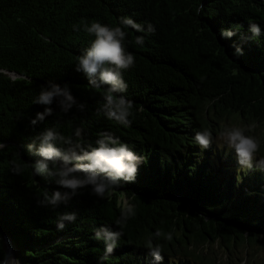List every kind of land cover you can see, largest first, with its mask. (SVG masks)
<instances>
[{
	"label": "trees",
	"instance_id": "trees-1",
	"mask_svg": "<svg viewBox=\"0 0 264 264\" xmlns=\"http://www.w3.org/2000/svg\"><path fill=\"white\" fill-rule=\"evenodd\" d=\"M121 18L145 29H125L135 57L123 73L134 105L128 127L106 118L105 89L75 71L94 39L83 25L123 27ZM253 23L261 35L250 31ZM49 81L67 84L85 108L65 114L53 104V114L32 126L44 110L35 98ZM236 120L264 125V0H0V259L9 241L19 264H264V171L242 170L227 146L202 150L195 142L197 132L215 138ZM77 127L85 146L107 132L142 156L136 180L104 199L84 188L67 205L38 207L45 193L64 189L32 174L27 145L46 128L75 139ZM14 163L21 175L11 172ZM125 202L136 214L121 227ZM66 212L77 218L57 230ZM101 227L123 233L108 256L95 237ZM157 230L172 240L155 237ZM150 238L161 261L145 247Z\"/></svg>",
	"mask_w": 264,
	"mask_h": 264
},
{
	"label": "clouds",
	"instance_id": "clouds-1",
	"mask_svg": "<svg viewBox=\"0 0 264 264\" xmlns=\"http://www.w3.org/2000/svg\"><path fill=\"white\" fill-rule=\"evenodd\" d=\"M197 11L203 12V5ZM120 24L123 27H110L99 22L83 25V30L94 39L90 46L77 57L75 71L82 73L92 88L105 89L102 110L106 118L128 127L132 123L129 117L133 114L134 105L124 95L128 90V84L123 73L135 66V57L127 51L125 40L128 33L125 29L131 28L137 32H143L145 29L131 18H121ZM74 27L77 31L80 30L79 27ZM250 31L254 36L261 35L258 24H251ZM147 32L154 33V26L149 24ZM234 34L232 31L222 32L225 37H231ZM135 44L143 46L144 37L137 36ZM236 53L242 54V50L237 47ZM34 102L42 105L44 110L37 112L30 120L32 126H36L53 114V104L65 114L74 107L81 111L85 108L83 103L77 102L67 84L61 86L52 81L42 86ZM255 127L256 125L246 128L225 127L216 134L215 138L211 131L205 129L195 134V142L202 150L210 148L213 142L218 147L227 146L234 151L237 164L242 170L250 172L258 168L264 171V156L257 158L260 142L256 137L247 134L254 131ZM74 137L75 139L53 128H46L27 145L29 153L36 158L31 165L32 174L53 179L59 189H64V191L55 190L50 196L45 193L43 199H37L38 207L67 205L84 188H90L93 195L104 199L122 182H135L139 166L144 163V158L137 155L127 143L121 142L119 137L102 132L96 139L95 145L85 146L82 142L83 129L79 127L75 129ZM4 147L5 145L0 142V149ZM11 172L14 175H21L23 168L14 163ZM135 214V206L125 202L116 224L122 227ZM76 218L75 212L63 213L57 220V230H63L66 227L65 222L73 223ZM122 235L121 231H113L108 227H101L95 232L97 239L102 238L105 241V256L114 252ZM162 236L168 241L173 238L171 233L164 234L157 230L155 237ZM145 247L156 261L163 259L161 247L154 246L151 238ZM0 264H19V260L13 255H5L0 259Z\"/></svg>",
	"mask_w": 264,
	"mask_h": 264
},
{
	"label": "rangeland",
	"instance_id": "rangeland-1",
	"mask_svg": "<svg viewBox=\"0 0 264 264\" xmlns=\"http://www.w3.org/2000/svg\"><path fill=\"white\" fill-rule=\"evenodd\" d=\"M232 125L234 127L236 126V127L245 128V126H243V124H241L239 120H236L235 122L232 121ZM246 127H248V126H246ZM252 134L254 137H256L257 139L261 140V142H263L264 141V125L257 123L254 131H252ZM218 251H219V253H221L222 249H219Z\"/></svg>",
	"mask_w": 264,
	"mask_h": 264
},
{
	"label": "water",
	"instance_id": "water-1",
	"mask_svg": "<svg viewBox=\"0 0 264 264\" xmlns=\"http://www.w3.org/2000/svg\"><path fill=\"white\" fill-rule=\"evenodd\" d=\"M7 246H6V255H11L13 253L11 244L9 241L6 242Z\"/></svg>",
	"mask_w": 264,
	"mask_h": 264
},
{
	"label": "bare ground",
	"instance_id": "bare-ground-1",
	"mask_svg": "<svg viewBox=\"0 0 264 264\" xmlns=\"http://www.w3.org/2000/svg\"><path fill=\"white\" fill-rule=\"evenodd\" d=\"M11 255H13V254H11ZM14 256V255H13Z\"/></svg>",
	"mask_w": 264,
	"mask_h": 264
}]
</instances>
